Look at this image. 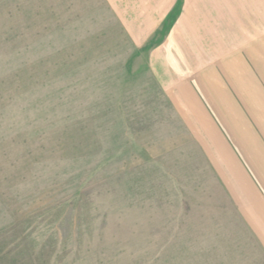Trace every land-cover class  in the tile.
Instances as JSON below:
<instances>
[{
    "label": "rangeland",
    "instance_id": "1",
    "mask_svg": "<svg viewBox=\"0 0 264 264\" xmlns=\"http://www.w3.org/2000/svg\"><path fill=\"white\" fill-rule=\"evenodd\" d=\"M118 22L101 0H0V264H264V50L241 97L255 160H208L174 144Z\"/></svg>",
    "mask_w": 264,
    "mask_h": 264
},
{
    "label": "crops",
    "instance_id": "2",
    "mask_svg": "<svg viewBox=\"0 0 264 264\" xmlns=\"http://www.w3.org/2000/svg\"><path fill=\"white\" fill-rule=\"evenodd\" d=\"M101 1L131 46L144 51L148 74L169 105L168 120L181 130L174 144L210 145L208 160L219 157L214 145H222V160L224 152L235 155L232 148L247 156L229 158L255 160L258 117L242 116L241 97L257 92L253 62L264 41L254 37L264 34V13L250 10L252 20L242 23L241 0Z\"/></svg>",
    "mask_w": 264,
    "mask_h": 264
}]
</instances>
